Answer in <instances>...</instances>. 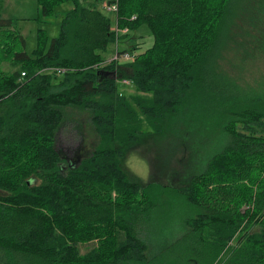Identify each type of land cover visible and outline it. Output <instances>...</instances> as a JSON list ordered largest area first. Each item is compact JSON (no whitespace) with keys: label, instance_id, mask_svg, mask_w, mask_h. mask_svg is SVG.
<instances>
[{"label":"trees","instance_id":"obj_1","mask_svg":"<svg viewBox=\"0 0 264 264\" xmlns=\"http://www.w3.org/2000/svg\"><path fill=\"white\" fill-rule=\"evenodd\" d=\"M68 1L57 36L39 29L30 53L0 19V63L18 65L0 66V264H264V89L221 66L247 22L264 18V0H98L117 5L113 18L79 0L36 4L49 17ZM113 24L128 32L116 36ZM141 26L150 46L107 61ZM124 79L137 91L130 99ZM67 108L89 114L97 140L63 170L56 138ZM187 118L222 136L204 168L177 186L133 179L127 147L148 133L174 146ZM171 191L184 214L167 241L151 224Z\"/></svg>","mask_w":264,"mask_h":264},{"label":"rangeland","instance_id":"obj_2","mask_svg":"<svg viewBox=\"0 0 264 264\" xmlns=\"http://www.w3.org/2000/svg\"><path fill=\"white\" fill-rule=\"evenodd\" d=\"M79 3L101 8L98 0H79ZM71 8L73 3L68 1L57 6L51 16L41 17L36 0H0V19H9L13 22L9 30L25 39V51L30 53L36 47L38 30L43 29L49 40L57 36L60 20L64 12ZM104 12L113 18V13ZM250 20L245 25L241 37L232 42L224 53L221 66L237 84L258 91L264 89V18H255L253 22ZM112 26L114 28V24ZM128 38V41L118 40L116 44L111 45L103 53L106 59L112 58L116 50L131 51V46L136 43L142 44V48L145 49L152 42V36L146 26L131 32ZM0 66L6 71L18 68V65H13L6 59H2ZM125 80L128 83L118 82V90L130 99L137 94V91L128 79ZM66 111L69 118L60 128L56 138L63 170L70 162L79 160L88 153L97 140L86 111L72 108H67ZM183 128L185 131L176 137L174 146L167 135L157 139L148 133L140 143L127 147L123 160L124 169L140 183L152 178L154 181L172 186L185 182L189 173L200 172L205 166L208 155L217 149L222 136L216 127H209L207 124L205 126L199 119L187 118L183 122ZM145 130H147L146 126ZM155 157H161L166 162L162 166L154 165L153 168L152 160ZM163 199L165 203L153 214V223L150 224L151 226L162 224L159 232L169 241L181 231L178 222L184 214V209L179 194L174 191L166 192ZM157 216L159 219L155 220ZM159 232L157 231L155 237H161ZM88 248H90L89 244L80 245L81 252H85Z\"/></svg>","mask_w":264,"mask_h":264},{"label":"built area","instance_id":"obj_3","mask_svg":"<svg viewBox=\"0 0 264 264\" xmlns=\"http://www.w3.org/2000/svg\"><path fill=\"white\" fill-rule=\"evenodd\" d=\"M103 10L114 14L117 10V5L115 3H112V4L104 3ZM113 29L116 32V36L120 33L128 32L127 28H121L120 29V28H117L115 24H114ZM133 58H134V54L129 50H126V51H123L120 53H118V51L116 50L113 57L110 58L109 60L118 59V60H123V61H130V60H133ZM109 60H107V61H109ZM22 74H24V73H22ZM122 82L125 84L128 83L127 80H125V79L122 80Z\"/></svg>","mask_w":264,"mask_h":264},{"label":"crops","instance_id":"obj_4","mask_svg":"<svg viewBox=\"0 0 264 264\" xmlns=\"http://www.w3.org/2000/svg\"><path fill=\"white\" fill-rule=\"evenodd\" d=\"M104 3H106V2L103 1V2L100 3L101 8H103Z\"/></svg>","mask_w":264,"mask_h":264}]
</instances>
